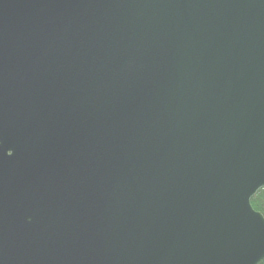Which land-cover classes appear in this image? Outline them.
Wrapping results in <instances>:
<instances>
[{"label":"water","instance_id":"water-1","mask_svg":"<svg viewBox=\"0 0 264 264\" xmlns=\"http://www.w3.org/2000/svg\"><path fill=\"white\" fill-rule=\"evenodd\" d=\"M264 0H0V264H260Z\"/></svg>","mask_w":264,"mask_h":264},{"label":"trees","instance_id":"trees-1","mask_svg":"<svg viewBox=\"0 0 264 264\" xmlns=\"http://www.w3.org/2000/svg\"><path fill=\"white\" fill-rule=\"evenodd\" d=\"M251 203L253 208L264 216V189L252 198ZM260 264H264V260Z\"/></svg>","mask_w":264,"mask_h":264}]
</instances>
